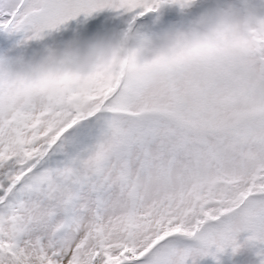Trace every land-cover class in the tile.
Here are the masks:
<instances>
[{"label":"snow or ice","instance_id":"obj_1","mask_svg":"<svg viewBox=\"0 0 264 264\" xmlns=\"http://www.w3.org/2000/svg\"><path fill=\"white\" fill-rule=\"evenodd\" d=\"M195 3L0 0V33L40 40L102 10L135 30ZM240 233L264 264V42L84 93L0 89V264H186Z\"/></svg>","mask_w":264,"mask_h":264},{"label":"clouds","instance_id":"obj_2","mask_svg":"<svg viewBox=\"0 0 264 264\" xmlns=\"http://www.w3.org/2000/svg\"><path fill=\"white\" fill-rule=\"evenodd\" d=\"M260 42H264V13L243 9L237 0H213L180 27L74 37L28 60L0 56V89L84 93L112 74L148 79L177 64L242 52Z\"/></svg>","mask_w":264,"mask_h":264},{"label":"rangeland","instance_id":"obj_3","mask_svg":"<svg viewBox=\"0 0 264 264\" xmlns=\"http://www.w3.org/2000/svg\"><path fill=\"white\" fill-rule=\"evenodd\" d=\"M212 2L213 0H196L190 9L181 11L175 7H165L158 13L147 14L152 15L154 19L150 23L142 24L139 31L151 33L164 27H180ZM145 17L139 20L143 21ZM126 27V16H119L110 10H102L88 17L81 15L66 21L58 30L45 34L40 40L20 43L22 38L19 34L0 33V56L28 60L38 57L46 47L57 46L71 38H88L94 34L119 32ZM246 236L247 233L238 235V241L242 246L235 253L231 249H226L223 253H217L215 258L212 256L189 257L186 264H259L260 258L256 254V249L243 243Z\"/></svg>","mask_w":264,"mask_h":264}]
</instances>
